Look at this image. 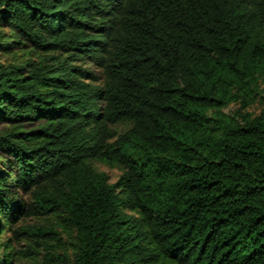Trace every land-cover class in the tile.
<instances>
[{
  "label": "trees",
  "instance_id": "16d2710c",
  "mask_svg": "<svg viewBox=\"0 0 264 264\" xmlns=\"http://www.w3.org/2000/svg\"><path fill=\"white\" fill-rule=\"evenodd\" d=\"M25 259L264 264V0H0V264Z\"/></svg>",
  "mask_w": 264,
  "mask_h": 264
},
{
  "label": "rangeland",
  "instance_id": "374dc122",
  "mask_svg": "<svg viewBox=\"0 0 264 264\" xmlns=\"http://www.w3.org/2000/svg\"><path fill=\"white\" fill-rule=\"evenodd\" d=\"M239 106H240L239 103H232L227 108L224 109V112L231 115L239 108ZM262 109H263V102L261 101V99H258L254 104L250 105L247 108V111L251 112L254 115H257L261 112ZM126 129H128V126L124 124L116 126V130L118 133H123L124 131H126ZM94 165L100 172H105L108 175V177L111 179V182H116L124 172V170L120 167H113L101 162H95ZM26 223L34 224L35 221L30 219L27 220ZM8 236L12 237L11 234H9ZM15 248L18 252L27 250V242L16 240ZM2 251L3 250L1 249V252ZM19 264H29V260L26 259L22 260Z\"/></svg>",
  "mask_w": 264,
  "mask_h": 264
}]
</instances>
